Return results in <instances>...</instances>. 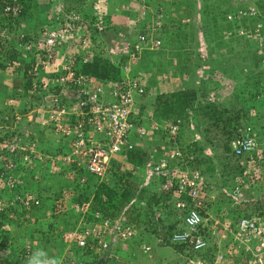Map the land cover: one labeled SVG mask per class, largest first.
Masks as SVG:
<instances>
[{
  "label": "built area",
  "instance_id": "built-area-1",
  "mask_svg": "<svg viewBox=\"0 0 264 264\" xmlns=\"http://www.w3.org/2000/svg\"><path fill=\"white\" fill-rule=\"evenodd\" d=\"M3 1L0 3V73L23 78L17 91L19 96L26 90L40 93L44 88L48 124L63 136L66 149L56 155L38 149V141L28 136L26 125L39 110L32 109L28 114L12 105L13 100L8 104L7 100L0 101V120L11 119V123H0V131L9 129L10 134L14 131L15 135L19 134L18 138L0 134V190L11 193L20 188L25 182L21 168L47 160L51 173L69 174L70 179L75 180L78 171L84 170L103 180L112 174L115 161L127 166L128 153L144 148L149 152V160L141 187L157 183L160 192L169 198L164 209L175 211L182 218L185 227L175 230L169 240L183 246V264H264V105L253 107L247 118L241 116L234 128L231 153L237 160L229 165L234 175L220 171L211 175L201 166L191 165L178 144L181 127L188 126L191 133L196 130L192 118L190 122L179 117L165 120L148 108L140 116L141 106L147 100L148 85L141 74L133 72L132 64L125 66L128 73L118 80L82 71L84 64L93 61L96 51L103 55L120 52L135 57L146 46L161 49L165 40L155 34L157 27L141 33L136 42L120 37L103 46L99 37L87 30L91 19L77 10L62 15L51 13L45 22L38 24L26 20L29 14L24 12L29 10L28 0ZM241 1L225 14V21L232 28L223 32V40L236 35L246 52L257 49L264 63L262 0ZM96 15L92 25L102 36L110 27ZM12 56L15 57L11 59ZM39 69L49 75L44 84L38 77L31 76V72ZM30 78L32 83L25 89V80ZM231 86L234 88L233 84ZM217 91L209 94V101L217 100ZM258 99L263 98L258 95ZM186 113L190 116L193 110L187 109ZM139 117L150 122L149 126L138 123ZM23 136L28 138L25 142ZM190 141L202 142V136L196 132ZM217 151L222 152V148ZM214 154L213 147L205 143L202 156L213 157ZM241 167L243 170L236 169ZM86 180L85 175L80 178L81 182ZM71 188H64L57 211L73 209L79 215L77 226L70 230L59 226L57 236L72 247L93 251L105 259L118 258L119 245L127 247L139 233L126 210L116 217L106 218L101 211H96L92 214L94 220L90 221L91 203L77 199ZM7 199L0 197V211L14 205L24 210L27 218L31 210L43 205L42 198L33 190L20 189ZM215 204L225 206L220 209L218 205L219 210L212 211ZM161 213L157 212L156 217ZM47 215L51 216V212ZM90 238L94 243H90ZM164 240V237L159 238L160 242ZM33 243L26 245L27 253L34 252L38 243L36 240ZM137 246L147 255L154 251L153 245L145 240ZM6 256L0 252V264H5L3 257Z\"/></svg>",
  "mask_w": 264,
  "mask_h": 264
},
{
  "label": "trees",
  "instance_id": "trees-1",
  "mask_svg": "<svg viewBox=\"0 0 264 264\" xmlns=\"http://www.w3.org/2000/svg\"><path fill=\"white\" fill-rule=\"evenodd\" d=\"M3 2V0H0V3ZM260 5L264 14V0H262V4ZM209 8L208 4H206L203 10H207V13H209ZM82 9L84 10L83 6ZM84 11L83 15L86 18H94V11L90 9H85ZM24 13L30 14L29 10ZM26 18L27 21H31L29 15L26 16ZM214 19L213 21L216 24V27H214V29H216V37L214 38L215 41L213 40V46L219 51L224 45V43L219 40V38H221L220 31L230 30L232 26L222 21L225 19L222 12L218 11ZM107 23L111 26L110 28L112 30H118L116 23H114L111 18H107ZM94 30L96 29L94 28ZM116 33H118V31ZM184 52L186 51L183 50V53ZM253 52L254 53H248L250 57L259 54L257 49H254ZM14 57L15 56H12L11 59ZM124 62V59L117 58L113 60V58H109V55H103L102 52L96 51L93 61L84 64L82 71L103 79L118 80L126 74ZM260 63L251 61L242 65L238 70H235L239 75L235 72L233 81L237 79V81L240 82L234 86L235 88L231 96L234 94L238 99V108L234 103L232 104V102L225 98H221V100L216 103L209 102L208 95L217 87V82L205 77L198 78L196 76V71L193 69L189 71L187 70L188 67L185 69L183 66L182 71L185 73L189 71V82L191 80L190 83H184L185 89L178 90L177 92H158L159 94L154 103L148 106H141L140 116L145 114L147 107H149L153 109L155 114L161 119L183 117L187 122H190L192 118L196 124V130L193 133H191L188 126L181 127L179 130L178 144L182 147L183 157L188 159L191 165H199L204 171L209 172L211 175L220 171L222 173L228 172L229 176H233V171H231L232 168H229V165L230 162L237 160L231 153V140L235 135L234 128L240 123L239 120L241 116L242 118H247L253 107H261L264 105V63L263 61L262 64ZM198 65L197 63V66ZM178 68L180 71L182 67L179 66ZM31 81L32 78L27 81L25 80V85H23L25 89L29 88L32 83ZM44 94H42V96H44ZM258 95L262 96L263 99L259 100ZM33 96H35L37 104L43 100L42 96H39L37 92ZM187 109H192L193 114L188 116L186 113ZM10 120L5 121L1 119L0 123H11ZM138 123H145L147 126L150 124V122L142 119V117H139ZM196 132L200 133L202 136L203 143L201 141H190L194 138ZM45 134L46 132L40 129L37 133L38 136L31 135L30 137L39 142L40 140L43 141L46 139ZM216 138L218 139L217 142H215ZM25 141L26 140L23 142ZM205 143L213 147L215 151L213 157L209 155L202 156ZM216 147L222 148V152H218ZM65 149L66 145L63 142H48L44 151L49 155H56L63 152ZM190 155H194L195 158H189ZM128 159L132 168H127L129 165L126 164L127 166H125L118 160L114 162V170L109 177L101 180L97 175L80 170L74 182L65 181L62 179L63 176H60L62 174L51 173L49 161L47 160L45 163L37 165L38 169H45L46 171L40 180L37 182H35L34 179L27 180L24 182L23 186H20V188L18 186L13 189L11 193L1 191L0 197L7 199L19 193L20 189L23 192L33 190L37 192L43 200V205L41 207L30 211L31 218H35V220H30V217L26 219L29 222L27 226H34L32 229H28L27 232L17 230L18 224L21 225V221L19 220L20 217L24 218L25 216L24 210L18 207H6L4 210L0 211V252L7 255L5 258L3 257L5 264H47L46 259L51 257L54 259V255L58 253L62 255L64 253L66 244L57 236L56 231L59 226L66 230L75 228L79 219V215L73 209L57 211V202L63 197V190L66 186L72 187L73 193L78 196L77 199L82 202L91 203L89 214L90 221L94 220L92 214L96 211H101L103 218H106L118 216L126 210L131 221L135 222L138 227H144L143 237L147 238V235L154 232L159 234L160 231L158 228L163 226L166 233L164 243L182 249V245L172 244L167 240L168 234L170 238L175 230L185 227L182 223V218L178 216L175 211L164 209L166 200L169 198L164 193L160 192L157 183H151L141 187V184H144L145 168L149 160L148 150L144 148L132 150L128 153ZM179 164H182L181 160ZM236 169L243 170L242 167ZM84 175L87 179L85 183L80 181V178ZM138 185L141 187V192L139 193ZM48 211L51 212V216L47 215ZM157 212H164V214L162 215L161 213L162 216L160 215L159 218H157ZM169 217L170 219L166 221ZM172 218L174 222H171ZM164 220L166 222H164ZM27 239L29 241L36 240L38 243L33 253H27L28 249L25 246ZM92 239L93 238H90L91 244L94 243ZM142 240L143 238L140 237L135 243L139 244ZM214 247L215 250L218 249L217 244H214ZM57 249L59 252H55ZM119 251H122V248L119 249ZM119 254L120 253H117L118 261H116L115 258L105 259L102 255H98L92 262L87 261L84 264H95L99 260V264H121L120 258L122 255ZM63 264L70 263L65 261Z\"/></svg>",
  "mask_w": 264,
  "mask_h": 264
},
{
  "label": "rangeland",
  "instance_id": "rangeland-1",
  "mask_svg": "<svg viewBox=\"0 0 264 264\" xmlns=\"http://www.w3.org/2000/svg\"><path fill=\"white\" fill-rule=\"evenodd\" d=\"M241 3V0H67L66 4L62 3V9L65 11L77 10V12L82 15L83 12H85V9H90L91 11L97 12L101 15L106 14L104 19L107 20V18H111V20L116 23L118 30L128 39L130 38L129 34H132V38L136 40L144 30L152 31L149 30V28L151 29L153 27H157L158 30L155 31V34L163 37L165 40V45L161 46V49L152 50L146 46V48L144 47V50L136 54L135 57H131L130 55L120 52L115 54L108 53L109 58H114L115 60L117 58H121L122 60L124 59V66H127L128 63L129 65L132 64L133 72L142 75V78L148 85V96L145 103L146 106L154 103L153 101H155L157 95L159 94L158 92L168 93L184 90V83L187 84L191 82V80L189 82L188 73H190V69H193L196 71V76L198 78L205 77L209 80L216 81L223 89L225 88L228 93H223L225 92L223 90L221 97L229 100L232 104L234 103L237 107L238 99L234 96V94L231 96L235 88H232L231 85L233 84L235 86L240 82H238L237 79H234L233 81L235 76L234 74L236 72L235 70H238L242 65L251 61L256 63L261 62L260 64H262L263 59L262 61L260 59L262 54L259 53L254 57H250L248 53H254L253 50L248 51L247 53L243 46V42H241L236 35H231V39L229 37L227 40H223L222 35L225 30L220 31L221 38H219L220 41L223 43L225 42L224 45L219 51L215 49L213 43L215 41L214 38L216 37V29H214L216 24L213 19L218 11L222 12L225 17L227 12L233 10V8ZM206 4L210 7L209 13H207V10H203ZM82 6L84 10L82 9ZM40 19L36 21L42 23L43 20L44 22L46 20ZM222 21L227 24L225 19ZM129 31H132L133 33H128ZM115 32L116 30H112L103 37H100V44L104 46L107 45V43L112 42V40L109 39L110 37L114 38L116 35ZM183 50L186 52L183 53ZM197 63L199 64L198 66ZM179 66L182 67L180 71L178 68ZM183 66L185 69L188 67L187 70L189 71H186V73L183 72ZM126 68L127 67H125V73L127 74L128 70ZM236 74L238 73L236 72ZM31 76L38 77L39 81L43 84L46 83V79L49 77V75H46V73L40 69L37 72H31ZM218 78L220 81L216 80ZM230 81H233V83ZM0 91L2 96L0 97V101L4 102L7 100L8 104L9 100H13L12 105H16L15 107H17L18 110L24 109V111L28 114L32 109L37 108V110H39V113H35L33 118L30 119V123L26 125L28 126V136H38L37 133L40 129H43L46 132V139L38 142V149L44 152V148H46L48 142H64L63 136H60L59 133L52 128V124H48V107H46L45 97L42 96V94L46 92L44 91V88H41L40 93L37 92V94L43 98L39 104H37V100L35 96H33L36 94L35 91V93L33 91L28 93L26 90L23 96H19L20 93H18V95L10 89V92L7 90L3 91L1 87ZM142 103H144V101ZM149 109L153 110L151 108ZM24 122L26 123L25 120ZM9 131V129L5 130V132L0 131V134L8 138H18L19 134L17 133L16 136V131H14V134H10ZM26 139L28 138L23 136V141ZM66 142L68 143L67 139L65 140V143ZM40 144H43V146L41 147ZM128 165L129 167L127 168H132L130 162ZM26 167L27 168L23 166V168H21L22 171L25 172V181L34 179L35 182H37L40 178H42L44 172H46L45 169H38L36 163L32 164V167L30 165H27ZM62 179L68 182H73L74 180L73 178L70 179L69 174H65ZM10 207H14V205ZM26 219V216H24V218L20 217L19 220L21 221V225L18 224L17 230L27 232L28 229H32L34 227L32 225L27 226L29 222L26 224ZM28 244L33 245L34 243L33 241H29L27 239L26 245ZM162 247L166 248H162L163 251H160V254H172V248H167L168 246ZM134 250L136 253V259L141 263H144L146 260L143 256L139 255L141 252L138 249ZM55 252H59V250L57 249ZM174 257L170 256L169 260H167L165 264H180V260L174 259ZM61 258L62 255H59V253L54 255V262L57 264L60 262Z\"/></svg>",
  "mask_w": 264,
  "mask_h": 264
},
{
  "label": "crops",
  "instance_id": "crops-1",
  "mask_svg": "<svg viewBox=\"0 0 264 264\" xmlns=\"http://www.w3.org/2000/svg\"><path fill=\"white\" fill-rule=\"evenodd\" d=\"M62 3L66 4L67 0H28L27 4H28V8H29V13H30L29 16L31 19V23H33L36 20H39L40 18H41L40 20L46 19V16H48L51 13H54V14L58 13L61 15L64 13L66 14L67 10L65 11L64 9H63V11L59 12V8L63 6ZM117 31H118V33H121L119 30H117ZM128 33H133V32L129 31ZM129 37L131 39H133L132 34H129ZM23 82H24V80L20 76H16L13 74L10 75V74L5 73V72L0 73V87L3 89V91H6V90L9 91V89H10V90H13L14 92L15 91L17 92L19 87L22 86ZM0 97H2V96L0 95ZM43 144H40L41 147L43 146ZM218 205L221 206L220 209L224 208L223 206H225L223 204H218ZM218 205L215 204L212 207V211L219 210ZM168 219H170V217L167 218L166 221ZM166 221L164 220V222H166ZM171 222H174L173 218L171 219ZM151 244L153 245V249H154L152 255H147L144 253L139 254V255L143 256V258L146 260L144 263H141L139 260L136 259V255L134 253H132V251H135L134 247L129 246L128 250H124L122 252V257L120 258L121 264H151V262H152V264H165V262L167 260H169L170 256H172V257L175 256L174 259L180 260V264L184 263V258L182 255L184 253V249L169 246L167 248H172L171 249L173 251V252H171L172 254H160V251H163L162 248H166V247H162V245H160L157 242H153ZM154 252H155V254H154Z\"/></svg>",
  "mask_w": 264,
  "mask_h": 264
},
{
  "label": "clouds",
  "instance_id": "clouds-1",
  "mask_svg": "<svg viewBox=\"0 0 264 264\" xmlns=\"http://www.w3.org/2000/svg\"><path fill=\"white\" fill-rule=\"evenodd\" d=\"M96 14H98L97 12H94V18H92L91 20H90V26H88V29L87 30H90V32H92L94 35H95V33H96V36H98L99 38L100 37H103L105 34H107L109 31H112V30H110L111 28H109L108 30V32L107 33H104L102 36L100 35V34H98V32H97V30H98V28H96L94 25H92V22H93V20H95V18H96ZM101 16L102 18H103V21H105V22H107V20H105L104 19V17L106 16V14L105 15H101V14H98V16ZM84 16V15H83ZM85 17V16H84ZM86 18V17H85ZM86 19H88V18H86ZM109 27H111V26H109ZM94 28L96 29V30H94ZM144 31H146V30H144ZM143 31V32H144ZM116 32H117V30H116ZM142 32V33H143ZM116 35L114 36V38H111L110 37V39L109 40H113V39H116V38H120V37H122L123 39H125V40H128L129 42H136V40H134V39H131V38H127V37H125L122 33H115ZM138 38V37H137ZM127 55H129V54H127ZM220 81V80H219ZM219 88V89H218ZM221 88H222V86L221 85H218L217 86V88L216 89H213L211 92H213L214 90H218L217 92V94H218V97H217V100L216 101H214V102H212V101H209V99H208V101L209 102H211V103H216V102H218L219 100H221V98H223V97H221L222 96V94L223 93H228V92H226V90H225V92H223L222 93V91H223V88H222V90H221ZM210 92V93H211ZM1 93V92H0ZM209 93V94H210ZM1 95V94H0ZM208 97H209V95H208ZM146 105V104H145ZM148 109H149V107H147ZM150 110V109H149ZM157 115V114H156ZM158 116V115H157ZM179 118H182V117H179ZM166 120V119H165ZM45 152V151H44ZM139 192H141V190H140V187H139V185H138V193ZM120 215V214H119ZM116 217V216H115ZM128 218H129V214H128ZM132 223H134L135 225H136V223L135 222H133V221H131ZM136 227H137V229H138V235L134 238V240L133 241H131V243L130 244H128V246L127 247H125V248H122L121 246V244L119 245V247H118V250L119 249H121L122 248V251H119L118 253H120L119 255H122V252L124 251V250H128V247L129 246H131V247H134V249H138V244L137 243H135V241L137 240V239H139L140 237H142L143 238V240L142 241H148L149 243H152V242H157V243H159L160 245H162V246H172V245H167V244H165L164 243V241L163 242H160L159 241V238H162V237H164V239L166 238L165 236H166V233H165V229H164V227L162 226V227H159L158 228V230L160 231V233L159 234H157L156 232H154V233H152V234H150V236H148L147 238H145V237H143L142 235H143V230H144V227L143 226H141V227H138L137 225H136ZM170 238H169V234L167 235V240L170 242V240H169ZM149 240H151V241H149ZM157 240V241H156ZM64 242V241H63ZM65 243V242H64ZM171 243V242H170ZM66 244V243H65ZM172 244H174V243H172ZM178 245V244H177ZM172 247H174V246H172ZM176 248V247H175ZM183 249V248H182ZM139 250V249H138ZM141 253H143L141 250H139ZM132 253H134V251H132ZM136 255V254H135ZM97 256H98V254H95L93 251H90V250H84V249H81V248H78L77 246H74V247H72L71 245H68V244H66V248H65V251H64V253L62 254V258L60 259V262H58L57 264H63V263H65V261H68L70 264H73V262H74V264H84L85 262H92L95 258H97ZM113 259V258H112ZM115 260L116 261H118L119 259L118 258H115ZM46 262H47V264L49 263V264H56L55 262H54V259L51 257V258H49V259H46ZM99 262H100V260L97 262V263H95V264H99Z\"/></svg>",
  "mask_w": 264,
  "mask_h": 264
}]
</instances>
